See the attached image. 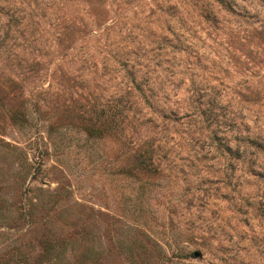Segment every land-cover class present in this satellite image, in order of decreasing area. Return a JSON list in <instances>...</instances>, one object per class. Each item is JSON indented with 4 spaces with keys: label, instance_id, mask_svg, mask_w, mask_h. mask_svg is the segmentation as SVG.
<instances>
[{
    "label": "rangeland",
    "instance_id": "1",
    "mask_svg": "<svg viewBox=\"0 0 264 264\" xmlns=\"http://www.w3.org/2000/svg\"><path fill=\"white\" fill-rule=\"evenodd\" d=\"M0 264H264V0H0Z\"/></svg>",
    "mask_w": 264,
    "mask_h": 264
}]
</instances>
